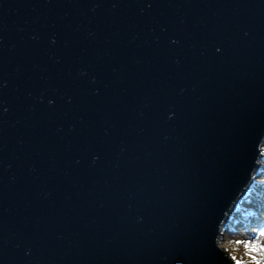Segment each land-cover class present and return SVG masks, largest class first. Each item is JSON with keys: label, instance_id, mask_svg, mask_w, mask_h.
Returning <instances> with one entry per match:
<instances>
[{"label": "water", "instance_id": "1", "mask_svg": "<svg viewBox=\"0 0 264 264\" xmlns=\"http://www.w3.org/2000/svg\"><path fill=\"white\" fill-rule=\"evenodd\" d=\"M264 140V0H0V264H235Z\"/></svg>", "mask_w": 264, "mask_h": 264}, {"label": "rangeland", "instance_id": "2", "mask_svg": "<svg viewBox=\"0 0 264 264\" xmlns=\"http://www.w3.org/2000/svg\"><path fill=\"white\" fill-rule=\"evenodd\" d=\"M262 153L259 163L260 169L264 172V151ZM260 178L261 187L258 193L260 196L254 192L255 190H251L240 198L230 213L232 220L224 231L223 243L233 245L234 251L227 253L235 264H256L257 261L264 264L261 252L249 247L257 245L264 248V235H261L264 228H260L259 224L261 217H264V174ZM246 211H250V214H245Z\"/></svg>", "mask_w": 264, "mask_h": 264}, {"label": "bare ground", "instance_id": "3", "mask_svg": "<svg viewBox=\"0 0 264 264\" xmlns=\"http://www.w3.org/2000/svg\"><path fill=\"white\" fill-rule=\"evenodd\" d=\"M260 156H259V159H258V167L256 168L254 174H253V177L250 181V183L248 184L247 188H246V193H249L251 190H255L254 192L260 196L258 193H259V190H260V187H261V182H260V177H263V174L264 172L260 169V161H261V157H262V152L264 151V140L261 142L260 144ZM257 174V175H256ZM259 178V180H258ZM262 195V194H261ZM231 214H228V216L226 217V219L224 220L223 224H222V227H221V232H220V237L219 240H218V244L221 248H223L226 252H233L234 249H233V245H230V244H227V243H223V237H224V231L228 228L229 226V223L231 222ZM259 224H260V228H264V217L262 216L260 221H259ZM263 232V231H262Z\"/></svg>", "mask_w": 264, "mask_h": 264}, {"label": "snow or ice", "instance_id": "4", "mask_svg": "<svg viewBox=\"0 0 264 264\" xmlns=\"http://www.w3.org/2000/svg\"><path fill=\"white\" fill-rule=\"evenodd\" d=\"M261 235H264V232L261 233ZM252 250H258L260 251L261 253H264V248H259V246L257 245H250L249 246ZM256 264H261L260 261H257Z\"/></svg>", "mask_w": 264, "mask_h": 264}, {"label": "trees", "instance_id": "5", "mask_svg": "<svg viewBox=\"0 0 264 264\" xmlns=\"http://www.w3.org/2000/svg\"><path fill=\"white\" fill-rule=\"evenodd\" d=\"M245 214H247V215H248V214H250V211H249V212H248V211H246V212H245Z\"/></svg>", "mask_w": 264, "mask_h": 264}, {"label": "clouds", "instance_id": "6", "mask_svg": "<svg viewBox=\"0 0 264 264\" xmlns=\"http://www.w3.org/2000/svg\"><path fill=\"white\" fill-rule=\"evenodd\" d=\"M261 256L264 257V253H261Z\"/></svg>", "mask_w": 264, "mask_h": 264}]
</instances>
